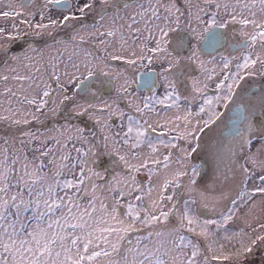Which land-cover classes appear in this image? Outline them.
<instances>
[{
  "label": "snow or ice",
  "instance_id": "1",
  "mask_svg": "<svg viewBox=\"0 0 264 264\" xmlns=\"http://www.w3.org/2000/svg\"><path fill=\"white\" fill-rule=\"evenodd\" d=\"M0 21V264L264 245V0H0Z\"/></svg>",
  "mask_w": 264,
  "mask_h": 264
},
{
  "label": "rangeland",
  "instance_id": "2",
  "mask_svg": "<svg viewBox=\"0 0 264 264\" xmlns=\"http://www.w3.org/2000/svg\"><path fill=\"white\" fill-rule=\"evenodd\" d=\"M61 35L67 38L64 33H61ZM163 91L164 90L160 91L161 94L163 93ZM226 131L227 129H225V132ZM213 133H211L213 138H208L205 140V153H207L212 148L213 143L215 139L217 138V134L213 135ZM220 139H223L224 143L227 144L228 138L221 137ZM140 179H144V177H140ZM224 264H227V262H224ZM244 264H264V245H258L256 249L254 250V252L248 255L247 258H245Z\"/></svg>",
  "mask_w": 264,
  "mask_h": 264
},
{
  "label": "flooded vegetation",
  "instance_id": "3",
  "mask_svg": "<svg viewBox=\"0 0 264 264\" xmlns=\"http://www.w3.org/2000/svg\"><path fill=\"white\" fill-rule=\"evenodd\" d=\"M17 2H19V0H17ZM81 2H83V0H81ZM59 14H60V13H59L58 10H54V11H53V15H54V16H58ZM4 23H5V21H0V24H4ZM133 87L136 88L135 85H134ZM136 90H137L138 92H140L141 95H149V94H151L150 91H149L148 89L137 88ZM156 90H157L158 93H161L160 91H161V90H164V89H163L161 86H159V84H158ZM215 134H217V133H216V132L213 133V135H215ZM210 138H213V137H212V134L210 135Z\"/></svg>",
  "mask_w": 264,
  "mask_h": 264
}]
</instances>
